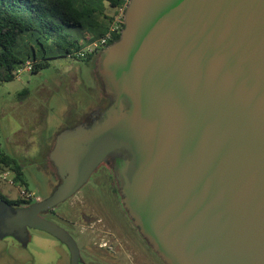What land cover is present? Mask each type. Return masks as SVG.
Listing matches in <instances>:
<instances>
[{
	"label": "water",
	"instance_id": "95a60500",
	"mask_svg": "<svg viewBox=\"0 0 264 264\" xmlns=\"http://www.w3.org/2000/svg\"><path fill=\"white\" fill-rule=\"evenodd\" d=\"M97 72L112 101L57 133L61 182L0 214V235L45 230L37 213L71 196L112 150L125 208L165 264H264V0H128Z\"/></svg>",
	"mask_w": 264,
	"mask_h": 264
},
{
	"label": "flooded vegetation",
	"instance_id": "af4514ba",
	"mask_svg": "<svg viewBox=\"0 0 264 264\" xmlns=\"http://www.w3.org/2000/svg\"><path fill=\"white\" fill-rule=\"evenodd\" d=\"M101 50L98 49L94 53L93 61L96 68L100 61ZM97 83L101 91L96 96L95 105L89 108L74 125L80 122L89 125L101 117L102 111L112 101L113 95L106 90L101 77ZM56 135L45 148V158L39 162L32 163L26 155L17 154L15 150L14 153H6L10 164L17 167L19 173L9 166H4L0 161V165L4 166L1 170L10 171L8 177L1 179L18 185V194L13 197L9 193L0 192V214L3 211L1 203L14 208L28 207L47 198L61 182V177L49 158L55 145ZM129 157L130 153L125 148L112 150L95 166L88 179L71 196L37 213L71 236L77 249L76 264H165L134 224L122 201L124 180L119 167L121 162ZM31 166L41 167L52 177L53 180L48 183L47 193L40 192L42 191L40 189L34 191L22 185L24 181L27 183L33 177ZM34 183L37 185L36 182ZM20 187L30 195H21ZM80 234L85 236L82 242L79 239ZM37 238L50 240L54 244L57 248L58 264H72V252L64 240L45 230L30 226H26V232L23 234L15 231L0 235V254L7 253L8 256H13L12 254L18 252L24 257L15 256L14 264H31L36 258V253L29 249V244L36 243ZM39 250L45 249L40 247Z\"/></svg>",
	"mask_w": 264,
	"mask_h": 264
},
{
	"label": "rangeland",
	"instance_id": "374dc122",
	"mask_svg": "<svg viewBox=\"0 0 264 264\" xmlns=\"http://www.w3.org/2000/svg\"><path fill=\"white\" fill-rule=\"evenodd\" d=\"M47 61V67L36 73L23 70L13 80L0 82V150L9 154L15 150L32 163L45 158V148L55 135L80 120L101 91L94 61L65 55ZM3 167L0 165V170ZM30 170L34 178L22 185L47 193L50 174L41 167L31 166ZM0 192L13 197L18 194V185L0 178ZM79 239L82 242L84 234ZM40 247L45 250L40 251ZM29 249L36 253L31 264H58L57 248L50 240L37 238ZM12 255L0 254V264H14L15 256L24 257L18 252Z\"/></svg>",
	"mask_w": 264,
	"mask_h": 264
},
{
	"label": "trees",
	"instance_id": "16d2710c",
	"mask_svg": "<svg viewBox=\"0 0 264 264\" xmlns=\"http://www.w3.org/2000/svg\"><path fill=\"white\" fill-rule=\"evenodd\" d=\"M125 4L126 0H0V82L13 80L26 65L36 73L53 56L93 61L97 50L79 53L116 22L119 29L106 46L119 38ZM0 161L19 173L2 150Z\"/></svg>",
	"mask_w": 264,
	"mask_h": 264
},
{
	"label": "built area",
	"instance_id": "2783aa9c",
	"mask_svg": "<svg viewBox=\"0 0 264 264\" xmlns=\"http://www.w3.org/2000/svg\"><path fill=\"white\" fill-rule=\"evenodd\" d=\"M128 0H126V4H127ZM126 4L124 5V8L126 7ZM119 29V23L116 22L103 36H101L100 38L92 41L90 44H88V46L85 48L84 51H81L79 53V56H84L85 51L87 52H92V51H96L98 49L104 48L106 47V44L109 42V40H111L112 35L115 31H117ZM30 66L26 65L24 68L19 70V73L23 70H29ZM9 169H3L0 170V178H5L9 176ZM19 193L23 196H29L30 193L27 192L24 188H20L19 189Z\"/></svg>",
	"mask_w": 264,
	"mask_h": 264
}]
</instances>
